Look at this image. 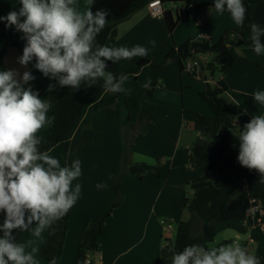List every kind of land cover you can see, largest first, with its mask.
Masks as SVG:
<instances>
[{
    "label": "crops",
    "instance_id": "crops-1",
    "mask_svg": "<svg viewBox=\"0 0 264 264\" xmlns=\"http://www.w3.org/2000/svg\"><path fill=\"white\" fill-rule=\"evenodd\" d=\"M194 1L197 6L206 7L199 10L189 8L172 33H169L163 17H153L147 7L117 26L112 46L132 47L139 44L147 47L149 54L144 58L121 60L115 63L116 66L121 71H126L136 61L147 60L149 63L136 76L127 75L124 87L130 91L116 94L102 91L93 104L84 108L75 123L66 146L72 158L66 165L70 166L74 159L81 161L82 175L73 182V186L80 183L82 191L71 210L70 225L59 264H82L77 255L78 247L89 222H100L110 204L113 180L120 170V156L125 141L132 145V164L158 167L160 174L157 176L153 172H147L142 179L132 175L125 177L121 189L122 202L102 226L97 252L98 264H156L162 233L164 238L169 236L163 231L160 220L175 222L189 219L188 211L179 210L177 203L183 198L191 197L190 185L202 175L201 170L192 166L189 161L191 147L200 140L198 133L196 140L190 138L189 128L194 129V114L211 116V110L206 103L199 102L200 89L193 88L191 78L184 77L176 60L166 59V56L170 50L187 40L200 41V35L208 36V41L214 43L228 29L240 30L229 13L215 12L213 0ZM79 2L83 9L88 0ZM7 3H10L12 10H18L19 0H0V15H4ZM256 4V0L251 1L252 6ZM163 10H166L164 6ZM10 37L17 43L25 44L22 33L14 28ZM233 37L231 34L228 39L232 40ZM153 40L156 42L154 48L149 43ZM3 47L4 40L0 32V50ZM235 52L240 58L264 65V54L257 56L252 46L236 48ZM19 56L21 54L16 48H6L3 58L5 70L16 69L21 73L25 71L17 62ZM32 74L36 79L31 83L44 84L41 97L48 98L47 88L52 80L41 78L42 73L39 71ZM220 79L224 80L229 89L224 99L231 107L239 105L238 96L247 95L252 98L253 92L264 90V76L253 66L239 62L238 58L229 61ZM185 102H197L196 109L187 110L186 114ZM246 113L252 117L264 113V108L252 98V104ZM183 118L191 121L189 125H182ZM237 126L233 130L239 131ZM232 140L231 136V142ZM61 145L52 148L49 154L60 159L62 166L65 147L63 149ZM232 146L239 151V145ZM146 160H155L156 163L153 166ZM97 184H104L106 187L98 189ZM257 204L264 209V199L258 200ZM240 223V232L236 236L244 234V246L264 261V231L256 223ZM157 227L160 230L159 236ZM148 230L149 240L145 245L143 242ZM46 235L47 231L40 238L27 232L18 233V241L32 240L31 246L39 250L40 264H45L39 252ZM170 235L173 238L175 233ZM249 238L251 241H248ZM160 248L163 249V246ZM144 254H149V263L144 262ZM92 257L94 258L93 255ZM167 261L170 258L165 263Z\"/></svg>",
    "mask_w": 264,
    "mask_h": 264
},
{
    "label": "clouds",
    "instance_id": "clouds-1",
    "mask_svg": "<svg viewBox=\"0 0 264 264\" xmlns=\"http://www.w3.org/2000/svg\"><path fill=\"white\" fill-rule=\"evenodd\" d=\"M95 2L88 0L82 9L79 0H19L18 10L0 15V22L22 33L25 40L17 58L25 71L0 70V264H40L32 240L18 241L16 233L40 238L69 213L82 191L80 183L73 186L82 175L81 161L74 159L70 166H61L60 159L41 149L44 137L40 133L55 123V116L49 115L53 101L34 90L31 82L36 77L28 65L35 61L34 68L56 82L48 85V92L57 86L79 91L102 82L106 92L116 94L130 91L124 87L128 77L108 71L109 62L149 54L139 44L114 47L99 43L97 37L108 26L109 11L93 10ZM213 4L215 12H227L236 25L244 24V0H213ZM249 30L254 53L264 54V27L252 22ZM149 43L156 46L154 40ZM252 98L264 108V90H256ZM237 128L238 162L257 172L264 182V113ZM241 240L237 235L230 243L187 245L172 251L170 264H261ZM48 264H57V258Z\"/></svg>",
    "mask_w": 264,
    "mask_h": 264
},
{
    "label": "trees",
    "instance_id": "trees-1",
    "mask_svg": "<svg viewBox=\"0 0 264 264\" xmlns=\"http://www.w3.org/2000/svg\"><path fill=\"white\" fill-rule=\"evenodd\" d=\"M251 1L244 0L247 18L244 24L240 25L239 31L228 29L214 43L187 40L170 50L166 59H176L179 71L183 73L184 61L196 62V65L203 71V66L197 56L211 55L213 60L206 65V69L212 70L214 66H217L221 76H223L229 61L238 58L239 62L253 66L264 76V65L251 62L246 58H240L235 52L236 48L251 46L249 25L252 22H257L264 27V0H256V6H252ZM149 2V0H96L93 10L104 8L109 11L108 26L97 37L98 42L112 46L117 34V26L137 11L145 8ZM160 2L163 6L165 4L182 5L176 11L175 17L169 10L163 12L162 17L169 33L173 32L189 8L199 10L206 7L195 5L194 0H160ZM11 10L10 3H7L3 12L4 15H7ZM11 31L12 28H6L5 24L0 22V32L4 40V47L0 50V70H5L3 58L6 48L14 47L22 55L24 44L13 41L10 37ZM231 34L234 37L229 40ZM34 63L35 61L28 66L32 72L36 73L38 70L34 68ZM148 63L147 60H139L128 70L121 71L116 64L109 62L108 71L117 76L121 73L136 76L140 69ZM195 72L196 69L194 73L189 75L194 77ZM55 83L52 80V84ZM31 84L34 90H38L42 96L44 84ZM101 84L102 82L92 88L82 86L79 91L57 86L53 92L48 93V98L53 101V109L49 115L55 116V123L40 133L44 137L41 149L50 151L59 144L64 145L62 166H65L67 161L72 158V155L68 154L66 146L75 123L84 108L93 104L99 94L105 91ZM228 90L224 80L219 79L213 88L205 84V89L199 93L202 101L209 106L211 116L196 115L194 131L198 133L200 140L191 147L189 161L192 166L201 170L202 175L197 182L190 185L191 197L183 198L177 203V208L187 210L190 218L187 221H175L176 229L173 244L159 250L156 264H165V261L171 257L173 250H183L187 245L201 244L207 246L216 237L218 224L244 221L248 209L256 205L258 200L264 199V182H261L257 172L249 171L239 164L237 159L239 151L231 145V130L234 127L232 122L237 121L238 127L242 129L243 125L252 118L246 113L252 104V98L247 95L238 96L239 105L231 107L224 99ZM127 123H129L128 117ZM131 151L132 145L125 141L120 156V170L113 180L110 204L105 210L102 220L100 222L90 221L82 236L77 252L81 261L88 254L93 256L97 254L103 223L122 202L121 189L125 177L132 175L142 179L147 172H153L157 176L160 174L158 167L132 164ZM212 174L215 175L214 180H211ZM71 210L47 231L45 242L39 252V256L45 261V264H48L53 257L57 258V264H59L70 225ZM262 223H264V217ZM16 235L18 239V233ZM261 264H264L263 260H261Z\"/></svg>",
    "mask_w": 264,
    "mask_h": 264
},
{
    "label": "rangeland",
    "instance_id": "rangeland-1",
    "mask_svg": "<svg viewBox=\"0 0 264 264\" xmlns=\"http://www.w3.org/2000/svg\"><path fill=\"white\" fill-rule=\"evenodd\" d=\"M164 7L166 8V10H169L172 13L173 17H175L176 9L179 10L182 7V5L181 4H165ZM184 26H186V25H184ZM188 27H190V26H188ZM239 29H240V25H239ZM172 59H174V58H172ZM197 59L200 61V63L203 66L202 76L204 77V80L205 81H203L202 76H200V73H199L200 68L198 66H196V72H195V76L194 77H192L191 75H189V74H192L194 72H187L185 70L183 72V75H184V77L191 78L190 82H191V85L193 86V88L194 89L199 88L200 89V92H202L205 89V84H207L210 88H213L214 85H215V83L220 79L221 74H220V71H219V69H218L217 66H214V68L212 70H207L206 69V65L208 63L212 62V60H213V57L211 55H199V56H197ZM187 61L193 62L191 60H187ZM187 61H184L183 62V66H184L185 62H187ZM176 63H177V61H176ZM41 78H44V76L42 74H41ZM45 93L46 92H44V94ZM199 93H198V96H199ZM199 102L200 103L203 102L202 99L200 98V96H199ZM196 103L197 102H185L184 110H186V114H187V110L193 111V110L196 109L195 108V106L197 105ZM202 104H204V103H202ZM193 116H194V119H195L196 118L195 114ZM189 122H191V121L188 120V119H186V118L185 119L183 118L182 125L185 126L187 123L189 125ZM189 131H190V134H191L190 135V138L196 140L197 139V135H196V132L194 131V129L193 128H191V129L189 128ZM189 131H187V132H189ZM238 132L239 131H237V130L236 131L233 130V129L231 130V136L233 137V140L231 142V145H233V144L239 145V140H238L237 136L234 135V134H238ZM184 133H185V129H184ZM61 146L64 149V145H61ZM214 179H215V175L212 174L211 175V180H214ZM189 218H190V215H189ZM168 221H170V220H168ZM240 226H241V223L238 222V221L229 222V224H226V223H220V224H218L217 225L216 237L214 238L213 242H215L217 244H219V243H230V242H232V239L236 236V234L238 232H240L239 231L240 230L239 229ZM159 233H160V230L157 227V235L158 236H159ZM240 235L242 237V240L240 242L244 245L245 240H246L245 239L246 236L244 234H240ZM164 237L165 236L162 233V236H161V245L163 246V248H164V246L166 244ZM148 240H149V230L146 233V237H145V240H144L143 244L146 245V243L148 242ZM213 242H211V243H213ZM211 243H209V244H211ZM161 245H159V248H157V249L160 250L161 249L160 247H162ZM88 256L90 258H93L92 257V254H88ZM143 259H144V262L149 263V261H150L149 254H144L143 255ZM165 264H170V261H167Z\"/></svg>",
    "mask_w": 264,
    "mask_h": 264
},
{
    "label": "built area",
    "instance_id": "built-area-1",
    "mask_svg": "<svg viewBox=\"0 0 264 264\" xmlns=\"http://www.w3.org/2000/svg\"><path fill=\"white\" fill-rule=\"evenodd\" d=\"M146 7L153 17L159 18L163 16L164 10L160 0L150 1ZM199 37H200L199 38L200 41H208L209 39L208 36L206 35H200ZM196 66H197L196 62L187 61L184 64V70L187 72H194ZM263 217H264V209L256 202V205H253L250 209H248L244 222L249 224L256 223L264 231V223H262ZM160 224L162 226L163 231L169 234V236L165 238L166 244L164 248L166 246H171L173 244L174 237L172 238L170 234L173 232L175 233L176 225L173 221H168L166 219L160 220ZM248 241H251L250 238L248 239ZM93 263H94L93 258H90L88 255H86L85 259L82 261V264H93Z\"/></svg>",
    "mask_w": 264,
    "mask_h": 264
},
{
    "label": "water",
    "instance_id": "water-1",
    "mask_svg": "<svg viewBox=\"0 0 264 264\" xmlns=\"http://www.w3.org/2000/svg\"><path fill=\"white\" fill-rule=\"evenodd\" d=\"M149 1H154V0H149ZM199 73L202 76V70H199ZM202 78H203V76H202ZM232 125L233 126L238 125L237 121H236V123H235V121H233ZM94 264H98V255L97 254H95V256H94Z\"/></svg>",
    "mask_w": 264,
    "mask_h": 264
}]
</instances>
